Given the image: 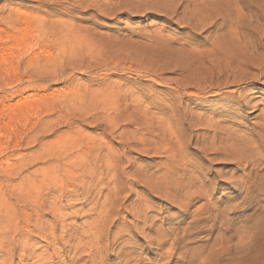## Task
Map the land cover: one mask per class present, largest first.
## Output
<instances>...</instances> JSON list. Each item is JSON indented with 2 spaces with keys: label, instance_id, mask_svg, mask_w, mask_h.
Instances as JSON below:
<instances>
[{
  "label": "rangeland",
  "instance_id": "374dc122",
  "mask_svg": "<svg viewBox=\"0 0 264 264\" xmlns=\"http://www.w3.org/2000/svg\"><path fill=\"white\" fill-rule=\"evenodd\" d=\"M98 228V264H264V0H0V264Z\"/></svg>",
  "mask_w": 264,
  "mask_h": 264
},
{
  "label": "bare ground",
  "instance_id": "6f19581e",
  "mask_svg": "<svg viewBox=\"0 0 264 264\" xmlns=\"http://www.w3.org/2000/svg\"><path fill=\"white\" fill-rule=\"evenodd\" d=\"M100 145V144H99ZM169 157V156H168ZM116 160V159H115ZM118 160V159H117ZM116 160V161H117ZM113 162H114V160H113ZM109 165H111V164H109ZM112 166V165H111ZM47 169H49V168H47ZM46 170V169H45ZM168 172V171H167ZM100 174H103V173H100ZM91 176H93V175H91ZM99 177V176H98ZM85 177H83L82 179H84ZM98 179V178H97ZM96 179V180H97ZM98 180H100V179H98ZM97 180V181H98ZM50 181H52V182H56V179H55V177H51L50 178ZM85 185H82V186H80L78 189L81 191V193L82 194H84V192H86V191H88L89 189H85L84 190V188H82V187H84ZM90 187V186H89ZM92 187V186H91ZM91 187H90V191H91ZM102 189V187L99 189V191ZM98 191V192H99ZM199 193V192H198ZM189 195V194H188ZM195 195H197V194H194V196ZM67 197H69V196H71V194H67L66 195ZM85 198H86V196H85ZM31 202H34V203H36L37 201H38V199H32V200H30ZM39 203V202H38ZM41 203V202H40ZM43 205V204H42ZM59 206V205H58ZM42 207V206H41ZM185 207V206H184ZM39 206H37V205H35V209H34V211H38L39 209ZM58 209H59V207H57ZM110 209H111V207H110ZM113 210V209H112ZM37 213V212H36ZM41 215V214H40ZM39 215V216H40ZM103 216H106L107 215V212L104 210V212H103V214H102ZM61 218V217H60ZM104 223V222H103ZM35 225H37V221H36V223H35ZM63 226V225H62ZM65 226V225H64ZM22 228L24 229V230H27V225H25V224H23L22 225ZM63 228V227H62ZM50 230H52V229H50ZM102 229L101 228H98V230L97 229H95V230H90L87 234V237H82V238H80L78 241H77V243L76 244H72V246L70 245V247L69 246H66V247H64V249H72L73 250V252H72V254H73V256H71V260L73 259L72 257H76L77 258V256L78 257H80V254L81 253H85V252H81V251H83L85 248H87L89 251H88V253L85 255L86 257H87V260H85L86 262L84 263V264H98V263H96V261H95V258H94V254H95V250L94 251H92L91 252V250H90V248H88L87 246H85L86 244H87V242L89 241V240H91L92 239V237L96 234V233H100L101 234V231ZM97 243L99 242V240H97L96 241ZM28 246L25 248V247H23V249H22V251H23V254H26L27 252H28ZM79 252H81L80 254H79ZM87 252V251H86ZM23 256H25V255H23ZM82 257V256H81ZM49 258V257H48ZM86 259V258H85ZM68 260H70V257H68V258H66V260H64V262H68ZM62 261V260H61Z\"/></svg>",
  "mask_w": 264,
  "mask_h": 264
}]
</instances>
